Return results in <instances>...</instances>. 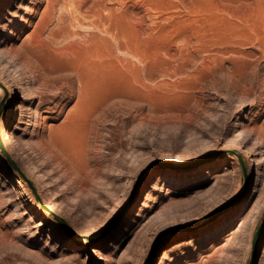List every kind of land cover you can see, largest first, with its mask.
<instances>
[{"label": "rangeland", "instance_id": "374dc122", "mask_svg": "<svg viewBox=\"0 0 264 264\" xmlns=\"http://www.w3.org/2000/svg\"><path fill=\"white\" fill-rule=\"evenodd\" d=\"M14 80L11 96L0 87L7 152L98 239L34 208L0 149V264L249 263L264 223V0H4L0 82Z\"/></svg>", "mask_w": 264, "mask_h": 264}, {"label": "bare ground", "instance_id": "6f19581e", "mask_svg": "<svg viewBox=\"0 0 264 264\" xmlns=\"http://www.w3.org/2000/svg\"><path fill=\"white\" fill-rule=\"evenodd\" d=\"M4 0H0V7H1V4H2V2H3ZM53 3V2H52ZM56 5V4H55ZM100 20V19H99ZM108 25V24H107ZM107 28V27H106ZM96 29V28H95ZM97 30H98V28H97ZM106 30V29H105ZM107 31V30H106ZM115 32V31H114ZM104 33V32H103ZM112 35V34H111ZM88 36V35H87ZM118 39V38H117ZM122 40V39H121ZM86 41V40H85ZM79 42V41H78ZM87 43V42H86ZM103 44V43H102ZM83 46V45H82ZM106 51V50H105ZM110 59V58H109ZM108 59V60H109ZM106 61V60H105ZM108 62H110V61H108ZM85 66V65H84ZM101 66V65H100ZM103 67V66H102ZM85 69V68H84ZM103 69V68H102ZM91 70V69H90ZM9 83V82H8ZM84 83V82H83ZM15 86H16V83H15V80L14 81H12V82H10L9 84H8V89H6V90H2V92H3V95H6L7 96V94L8 95H12L13 93H14V89H15ZM85 90V89H84ZM85 94V93H84ZM85 96V95H84ZM83 97V96H82ZM12 99H13V97H11V100L9 101V102H11L12 103ZM4 134H5V132H4ZM9 137H11V135L9 136L8 135V137H6L5 138V140H6V142H8L7 144H8V146L9 145H13V143H10V138ZM16 154V157H15V159L17 160V161H19V162H22V160H23V157H22V155H21V152H16L15 153ZM246 162H247V164L251 167V165H252V157L250 156V153H248L247 154V160H246ZM2 163V167L4 168V169H7L9 172H13V173H15V175H17V176H21L20 175V172L17 170V169H15L14 168V166L11 164V165H9V163L6 161V162H4V161H2L1 162ZM24 169H26L27 170V172H28V175L30 176V177H32V178H34V179H36V182H37V184H38V188H37V190L38 191H40V192H44L45 191V185L42 183V182H40L39 180H38V178L36 177V171H35V169L34 168H31V167H27L25 164H24ZM196 175H199V173L198 174H196ZM158 178L157 179H159L160 177L159 176H157ZM191 178V177H190ZM198 178H199V176H196V177H194V178H191L190 179V183H194L196 180H198ZM198 183V182H197ZM27 201L28 202H32V204L34 203V205H33V207L34 208H36L39 212H41V213H44L45 214V212H47L46 211V208L44 207V205L38 200V199H36V197H35V199L34 198H32L31 196H29L28 197V199H27ZM49 208H51L52 210L53 209H56V210H58V211H61L59 208H60V203H59V201H58V199H51V201H50V203H49ZM55 211V210H54ZM61 213V212H60ZM66 214V213H65ZM235 219L236 218H233V219H231V220H227V222H225L224 223V225L223 226H221V228H223V229H225V228H227V227H230V225L231 224H233L234 223V221H235ZM53 221V220H52ZM263 227H264V223H263ZM220 228V229H221ZM217 233V232H216ZM82 234H80L79 232H76L75 233V237L76 238H80V239H82V241H84L85 243H88V240H90V241H94V238L95 237H93V238H87V237H85V238H82V236H81ZM173 236V235H172ZM172 236H170V237H172ZM70 237V236H69ZM95 239H98V237L97 238H95ZM165 257V256H164ZM163 257V258H164Z\"/></svg>", "mask_w": 264, "mask_h": 264}, {"label": "water", "instance_id": "95a60500", "mask_svg": "<svg viewBox=\"0 0 264 264\" xmlns=\"http://www.w3.org/2000/svg\"><path fill=\"white\" fill-rule=\"evenodd\" d=\"M0 87L2 89L6 90L5 86L1 82H0ZM4 103H5V99L0 104V114H1V111H2V109L4 107ZM0 149H1L2 153L4 154V156L6 157V159L13 166H15V168L20 172L21 177L23 178V180L25 181V183L27 184V186L31 189L32 194L36 197V199H38L44 205V207L46 208L47 213H49L50 215H52L62 225V227L68 233H70L71 235H75L76 232L68 225V223L62 217H60L59 215H57L51 208H49L48 205H46V203L43 201L42 197L40 196V193L38 192L37 188L34 186V184L32 183V181L30 180V178L28 176H26L24 174V172L15 165L14 160L12 159V157L9 155V153L7 152V150L5 148V145H4V142H3L2 138H1V136H0ZM219 154L220 155L232 154V155H235L239 159L240 164H241V167H242V170H243V173H244V176H245V184H246L247 178H248L247 177V170H246L245 162H244L243 158L241 157V155H239L238 153H236L235 151H232V150H224V151L220 152ZM148 168L149 167H147L143 172H141L138 175L137 180H136V184L134 186L133 194H132L133 196H134V193H135V191L137 189V186H138L140 180L142 179L143 175L146 173V171L148 170ZM262 225H263V223L260 225L257 233L255 234L254 243H253V249H252V254H251V258H250V261H249L248 264H254V262H255V259H256V247H257L258 237L260 235V231H261ZM153 251L154 250H152V253H153ZM152 253H151V256H152Z\"/></svg>", "mask_w": 264, "mask_h": 264}]
</instances>
